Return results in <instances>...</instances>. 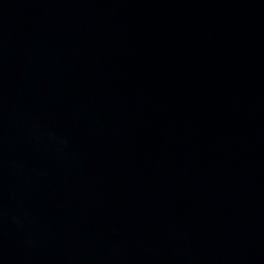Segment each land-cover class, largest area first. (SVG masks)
Masks as SVG:
<instances>
[{"label": "water", "instance_id": "1", "mask_svg": "<svg viewBox=\"0 0 264 264\" xmlns=\"http://www.w3.org/2000/svg\"><path fill=\"white\" fill-rule=\"evenodd\" d=\"M0 264H264V0H0Z\"/></svg>", "mask_w": 264, "mask_h": 264}]
</instances>
